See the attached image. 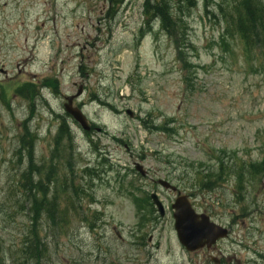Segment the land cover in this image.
Here are the masks:
<instances>
[{
  "label": "rangeland",
  "instance_id": "obj_1",
  "mask_svg": "<svg viewBox=\"0 0 264 264\" xmlns=\"http://www.w3.org/2000/svg\"><path fill=\"white\" fill-rule=\"evenodd\" d=\"M219 1H209L214 16L204 12L203 0L190 11L193 49L186 50V59L196 67L182 70L175 47L156 24L139 38L144 0H124L112 18L105 0H0V84L11 98L0 105L4 247L13 252L27 236L28 204L15 187L24 166L16 155L22 122L30 120L37 135V161L47 162L65 97L79 86L83 93L74 106L80 105L91 130L86 135L65 116L74 135L75 184L88 181L81 171L86 165L95 169L94 202L84 199L80 210L98 211L101 220L90 228L70 213L65 228L43 225V264H202L178 244L171 210L151 221L136 210V200L152 188L130 171L133 166L195 194L193 201L203 208L230 206L239 186L245 193L241 206L257 199L264 206L259 177L250 169L264 160V59L257 53L247 58L236 38H222ZM44 81L50 88L40 91L31 108L14 94L25 83L39 88ZM55 81L56 91L48 85ZM207 170L224 181L212 191L194 190ZM156 187L160 202L170 207L175 193ZM237 211L212 215L224 224L240 214L239 227L225 223L233 229L223 245L233 248L235 260L252 264L264 255V210L245 211V217Z\"/></svg>",
  "mask_w": 264,
  "mask_h": 264
},
{
  "label": "trees",
  "instance_id": "obj_2",
  "mask_svg": "<svg viewBox=\"0 0 264 264\" xmlns=\"http://www.w3.org/2000/svg\"><path fill=\"white\" fill-rule=\"evenodd\" d=\"M105 1L108 4L110 18L124 2V0ZM209 1L203 0L204 12L214 16V12L207 9ZM194 7L196 0H144L142 5L143 23L140 32L145 29L150 30L155 24L158 25L175 47L182 70L194 67L186 59V50L193 49L189 42L187 17ZM215 7L224 24L222 38H236L247 58L257 53L264 59V0H220L215 2ZM48 85L53 90H57L56 81ZM35 87L34 84L26 83L17 87L14 93L28 100L32 107L34 99L38 96ZM8 95V91L0 84V104L8 106L10 100ZM58 119L60 123L52 139L53 147L47 162L35 159L34 147L37 135L30 130L29 120L22 122L16 155L19 162L24 161V166L15 182V187L17 190L18 186L22 189L18 192L28 204L27 236L13 252L8 247H4L0 240V264H43V259L48 254V242L42 235L45 228L43 225H46L47 229L65 228L71 221V214L77 217L81 215V219L86 221L90 228L96 225L97 220H101L99 212L80 210L83 198L88 199L90 203L93 201L91 190L95 177L91 175L92 170L86 169L83 173L88 181L83 185L75 184L73 137L65 117ZM59 165L64 170L62 169L63 173L58 176ZM250 169L256 177H260L264 173V160L261 165ZM245 172L247 173L246 170ZM62 202L65 206H61Z\"/></svg>",
  "mask_w": 264,
  "mask_h": 264
},
{
  "label": "water",
  "instance_id": "obj_3",
  "mask_svg": "<svg viewBox=\"0 0 264 264\" xmlns=\"http://www.w3.org/2000/svg\"><path fill=\"white\" fill-rule=\"evenodd\" d=\"M80 94L81 87L74 97H78ZM74 97L66 98V103L63 105L64 111L69 114L83 130L88 131L89 127L86 118L78 108L72 107V100ZM160 183L166 185L163 182ZM261 185L264 188V175L261 178ZM151 198L153 204L157 207L160 216H163L164 212L162 205L155 195H152ZM172 209H174L172 216L178 240L188 251L196 250L202 246L203 240H205L207 244H211L215 240L226 236V231L211 224L207 217L196 215L184 197L178 198L172 205ZM198 218L201 220L198 221Z\"/></svg>",
  "mask_w": 264,
  "mask_h": 264
},
{
  "label": "flooded vegetation",
  "instance_id": "obj_4",
  "mask_svg": "<svg viewBox=\"0 0 264 264\" xmlns=\"http://www.w3.org/2000/svg\"><path fill=\"white\" fill-rule=\"evenodd\" d=\"M152 185H155L156 183L152 180H150ZM155 191V190H153ZM176 195H185L189 201L190 204L192 206V209L198 213V214H205L207 215L210 220L216 224H219L225 228L228 229V232L230 234V230L233 229V226L229 225L226 226L225 224L221 223V220H218L219 217H216L214 215H212V211L213 210H232L233 214L236 213L234 212V210H238L237 214L240 213L241 210H264V206H251V207H243L240 204L243 202V196L240 195L237 196L238 193H234V197L232 196V199L230 200V202H232V204L230 206H222V207H213V206H208V207H201L198 206L197 203H195L193 201V199H195V194H183L182 191L179 189V186H177V191L175 192ZM234 204V205H233ZM140 210H156L153 207H148V208H142ZM235 214V215H237ZM224 217H226V213H224L223 215ZM227 219H229V217H227ZM231 220V223L233 224V222H235L233 225L235 227H239L240 224L237 223V221H241L240 218V214L239 216H235V217H230L229 221ZM229 221L226 222V224L229 223ZM251 225V223H248ZM243 225V224H242ZM229 235L227 237V239L225 240H219L216 243H214L213 245H211L210 247H203L199 250H196L194 252L191 253H187L188 255H191L190 257H195L198 261L199 259L202 260V264H247L248 262H243L241 263V261L239 259L235 260V255H234V250L233 248H229L231 247L229 246H224L223 244L229 239ZM239 241V240H238ZM241 242V241H240ZM237 247H240V244L237 243ZM183 250V248H182ZM233 256V258L231 257ZM264 264V262H263Z\"/></svg>",
  "mask_w": 264,
  "mask_h": 264
}]
</instances>
